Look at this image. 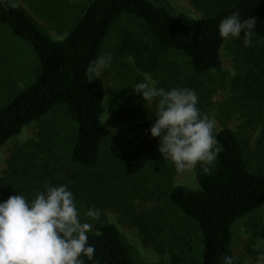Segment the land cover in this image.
Here are the masks:
<instances>
[{
  "label": "rangeland",
  "instance_id": "1",
  "mask_svg": "<svg viewBox=\"0 0 264 264\" xmlns=\"http://www.w3.org/2000/svg\"><path fill=\"white\" fill-rule=\"evenodd\" d=\"M13 1L50 36L61 39L91 0ZM151 1L168 6L184 21L207 14L192 0ZM106 53L113 62L100 75L105 88V139L97 163L84 168L72 160L77 124L64 106H56L0 148V201L15 194L32 200L46 180L67 184L81 221L91 223L92 230L103 221L115 224L135 264H200L197 226L169 198L174 185L197 187L196 170L178 174L167 159L127 151L123 130L116 127V112L121 108L152 115V106L131 88L143 80V74L150 73L157 87L168 90L185 78V58L161 49L142 21L131 15L121 16L110 27L99 56ZM221 61L218 70L194 75L192 89L202 113L215 117V133L232 129L242 142L250 170L259 172L264 169V105L256 101L253 84L246 85L241 77L255 66L261 74L254 85L264 87V39L251 47L242 46L239 39L225 41ZM40 70L30 44L0 24V105L31 84ZM89 208L99 211L98 220L85 215ZM232 231L234 264H264V205L238 220Z\"/></svg>",
  "mask_w": 264,
  "mask_h": 264
},
{
  "label": "trees",
  "instance_id": "2",
  "mask_svg": "<svg viewBox=\"0 0 264 264\" xmlns=\"http://www.w3.org/2000/svg\"><path fill=\"white\" fill-rule=\"evenodd\" d=\"M192 2L202 6L207 14L184 21L168 6L151 0H91L67 34L55 39L23 6L13 0H0V24L7 26L13 36L27 41L41 65L31 84L0 105V148L29 123L41 119L56 106H64L77 124L70 151L72 160L84 168L97 163L105 139L102 118L105 88L100 77L87 82L85 69L99 56L110 27L123 15L142 21L161 49L175 51L185 58L188 69L185 78L168 89L192 88L194 75L221 68V47L225 40L219 37L217 25L233 11H239L242 19L254 16L257 24L253 43L264 39V0ZM242 39L243 36L239 39L243 46ZM258 59L259 56L257 63ZM257 71L251 66L241 78L246 85L253 84L256 101L263 106L264 87L254 85L261 74ZM176 73L181 74L180 70ZM198 107L201 109L200 103ZM154 119L149 113L126 108L116 112V127L123 130L121 138L128 142L127 151L163 159L157 150L158 138L146 131ZM215 134L223 151L212 174H204L197 166L196 188L174 185L169 190L172 204L197 226L200 264H221L223 256L233 257V225L264 205V169L250 170L242 142L232 129L222 128ZM88 242L95 246L94 259L98 258L100 264H135L118 227L109 221L90 231ZM84 259L85 264H92Z\"/></svg>",
  "mask_w": 264,
  "mask_h": 264
},
{
  "label": "clouds",
  "instance_id": "3",
  "mask_svg": "<svg viewBox=\"0 0 264 264\" xmlns=\"http://www.w3.org/2000/svg\"><path fill=\"white\" fill-rule=\"evenodd\" d=\"M256 24L254 16L242 19L239 11H233L219 21L218 35L225 41L243 36V46L251 47ZM112 62L111 54L97 57L85 69L86 81L98 79ZM131 88L153 108L155 119L146 131L158 138L162 158L171 161L178 174L193 172L197 166L212 174L223 146L215 134V117L198 107L197 92L189 87H157L150 73ZM85 215L98 220L100 213L89 208ZM92 228L81 221L68 185L46 180L31 201L18 194L0 201V264H85L84 258L100 264L94 259L95 246L88 242ZM221 264H234L233 257L223 256Z\"/></svg>",
  "mask_w": 264,
  "mask_h": 264
}]
</instances>
